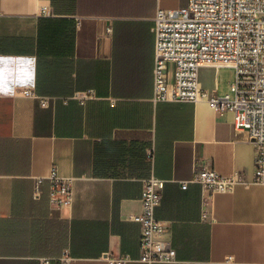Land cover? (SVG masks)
Wrapping results in <instances>:
<instances>
[{"label": "crops", "instance_id": "1", "mask_svg": "<svg viewBox=\"0 0 264 264\" xmlns=\"http://www.w3.org/2000/svg\"><path fill=\"white\" fill-rule=\"evenodd\" d=\"M187 2L0 0V264H145L132 218L150 175L177 258L154 264H264V185L214 194L203 219L199 186L179 184L204 164L250 181L248 133L206 103L153 100V17ZM219 70L198 69L202 89L219 92ZM52 168L71 181L61 208L37 187Z\"/></svg>", "mask_w": 264, "mask_h": 264}, {"label": "built area", "instance_id": "2", "mask_svg": "<svg viewBox=\"0 0 264 264\" xmlns=\"http://www.w3.org/2000/svg\"><path fill=\"white\" fill-rule=\"evenodd\" d=\"M152 33L153 100L203 102L217 112H230L235 129L246 131L253 146L254 170L250 181L240 175L222 176L204 164L195 165L190 180L179 182L182 190L189 184L199 186L205 219V207L214 194L232 193L237 186L264 185V0H188L181 8L158 9ZM169 65H172L170 76ZM201 66L232 69L229 90L218 94L202 89L198 77ZM21 93L47 106V99L38 97L32 89H23ZM79 99L82 101L84 97ZM148 162L154 164L152 153ZM43 181L48 183L51 205L61 208L70 202L71 181L60 176L56 168L45 179L37 180V187ZM164 183L154 175L144 180L142 211L132 218L141 229L137 259L141 263L177 261L175 249L165 238L169 228L156 218ZM128 261H131L128 256L110 260L117 264Z\"/></svg>", "mask_w": 264, "mask_h": 264}, {"label": "rangeland", "instance_id": "3", "mask_svg": "<svg viewBox=\"0 0 264 264\" xmlns=\"http://www.w3.org/2000/svg\"><path fill=\"white\" fill-rule=\"evenodd\" d=\"M234 72L232 69H220L218 73L219 80V92L218 94H224L229 90L230 84L233 82Z\"/></svg>", "mask_w": 264, "mask_h": 264}]
</instances>
